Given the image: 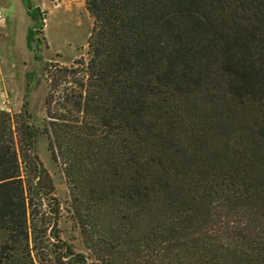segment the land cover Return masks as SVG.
I'll return each instance as SVG.
<instances>
[{"label": "trees", "instance_id": "trees-1", "mask_svg": "<svg viewBox=\"0 0 264 264\" xmlns=\"http://www.w3.org/2000/svg\"><path fill=\"white\" fill-rule=\"evenodd\" d=\"M85 5L88 57L49 67L41 123L0 109V264H264V0Z\"/></svg>", "mask_w": 264, "mask_h": 264}, {"label": "rangeland", "instance_id": "rangeland-1", "mask_svg": "<svg viewBox=\"0 0 264 264\" xmlns=\"http://www.w3.org/2000/svg\"><path fill=\"white\" fill-rule=\"evenodd\" d=\"M0 11L4 15L0 18V109L14 114L26 104L34 121L40 124L45 115L49 67L88 57L93 18L85 0H0ZM31 30L36 35L28 39ZM37 153L53 176L52 196L61 204V237L76 252L88 255L71 217L69 184L61 167L52 162L45 137L38 139ZM49 207L38 201L35 209L40 216L45 210L50 213Z\"/></svg>", "mask_w": 264, "mask_h": 264}, {"label": "built area", "instance_id": "built-area-1", "mask_svg": "<svg viewBox=\"0 0 264 264\" xmlns=\"http://www.w3.org/2000/svg\"><path fill=\"white\" fill-rule=\"evenodd\" d=\"M0 18H1V19L4 18V15L1 13V11H0Z\"/></svg>", "mask_w": 264, "mask_h": 264}]
</instances>
